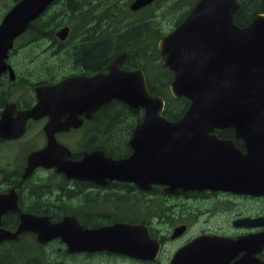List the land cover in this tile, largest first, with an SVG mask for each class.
<instances>
[{
	"label": "water",
	"instance_id": "1",
	"mask_svg": "<svg viewBox=\"0 0 264 264\" xmlns=\"http://www.w3.org/2000/svg\"><path fill=\"white\" fill-rule=\"evenodd\" d=\"M55 1L21 0L5 15L0 24V74L9 70L10 79L15 80V71L7 64L15 39ZM154 1L135 0L130 9L138 11ZM241 6V0H199L186 19L159 41L164 65L175 73L170 84L173 96L190 100V107L178 121L164 117L165 101L149 92L142 70L122 69L126 53L113 60L107 73L69 77L55 85L37 87V103L30 109L17 111L16 104H7L0 117L1 139L18 140L25 135L29 120L48 118L44 126L47 143L28 155L22 178L42 167L55 169L69 180H117L142 189L164 185L169 194L222 190L264 195V14L240 27L234 17ZM68 34L69 27H64L57 36L65 40ZM114 100L144 110L130 142L133 153L114 159L98 150L85 152L80 160L71 159V150L56 135L80 128L84 121L81 115L90 119ZM227 128H233L235 135L249 144L256 143L248 146L243 161L228 141L211 133ZM249 158L255 160L246 162ZM240 174L252 176L236 178ZM253 176L258 183L253 182ZM8 212L20 214L15 231L3 227L2 219ZM239 223L255 225L248 219ZM25 233L35 234L40 244L61 239L69 254L108 251L155 260L160 251L159 243L139 225L84 229L75 217L53 222L50 216L22 212L13 187L0 193V243L17 240ZM232 243L219 236H201L179 251L170 264H224L217 255L225 251H216V247ZM239 244L247 250L240 264H260L255 254L264 245V232Z\"/></svg>",
	"mask_w": 264,
	"mask_h": 264
},
{
	"label": "trees",
	"instance_id": "2",
	"mask_svg": "<svg viewBox=\"0 0 264 264\" xmlns=\"http://www.w3.org/2000/svg\"><path fill=\"white\" fill-rule=\"evenodd\" d=\"M20 0H15L17 3ZM123 1V2H121ZM134 0H57L40 18L30 24L26 33L18 39L12 56L20 47L27 51L26 71L18 72L15 82L0 77V113L11 102L13 87L24 91L30 100L17 98L21 108H29L33 102V91L38 85H49L65 78L72 72L73 62L92 68L95 72H107L111 62L120 54L127 53L123 68L141 69L147 77L151 94L161 96L166 102L164 116L179 120L190 105L186 98H174L170 92V83L174 73L164 67L158 50V42L164 36L162 21L179 14L175 25L182 22L195 6L197 0H156L137 13L130 11ZM242 7L235 15L239 26H247L258 14L264 13V0H242ZM64 26L71 29L69 38L62 42L56 34ZM23 41H25L23 43ZM20 42V43H19ZM41 47L48 60L37 57V48ZM37 51V52H36ZM39 53V52H38ZM56 63V64H55ZM8 84V86H7ZM13 95V96H12ZM100 122L89 125L85 131L88 136L100 138V147L107 153L119 156V138L110 136H131L135 125L142 120L143 111L128 107L123 102L112 101L100 109ZM220 136H234L232 129L217 131ZM6 141L0 138V146ZM35 149V148H34ZM30 153L33 148L28 147ZM77 154H74L76 156ZM23 168L3 171L0 193L16 186L19 192V206L22 211L50 215L53 220L60 219L56 212L49 211L52 200L49 180L63 177L52 173L57 178L41 179L32 176L22 179ZM19 213L10 212L3 217V226L15 230L19 225ZM63 255H69L60 241H55ZM54 243V242H52ZM51 244V243H50ZM49 245V244H48ZM37 242L34 234H23L15 241L0 243V264H40L45 257V248ZM117 259L110 254L86 255ZM69 257H78L70 255Z\"/></svg>",
	"mask_w": 264,
	"mask_h": 264
},
{
	"label": "flooded vegetation",
	"instance_id": "3",
	"mask_svg": "<svg viewBox=\"0 0 264 264\" xmlns=\"http://www.w3.org/2000/svg\"><path fill=\"white\" fill-rule=\"evenodd\" d=\"M11 60L12 57L8 59V64L17 73L16 64L14 65ZM71 66L72 72L68 77L94 76L99 73L76 61ZM9 73V71L4 72L0 77L4 76L9 80ZM35 103L36 96H34L30 107ZM17 110L22 109L17 107ZM99 113L100 109L93 113L91 119H86L85 115H81L84 122L80 129L84 130L82 135L85 138L81 151L76 153V156L73 154V159L83 158L85 152L105 151L100 147V138L88 136L90 133L85 131L89 125L100 122ZM47 120V117L40 121L30 120L27 130L29 131L32 124L41 122L45 124ZM125 137L126 142L123 146L125 152L116 157L109 153L106 155L114 158L130 157L133 153L130 144L133 136ZM216 137L218 140L228 141L235 152L238 150L240 153L238 157L243 158L241 161L244 160L243 155L247 154L248 146L256 145L255 142L249 144L242 136ZM113 144L121 146L118 142ZM254 160L249 158L245 161L252 162ZM241 167H236L238 168L236 170ZM241 176H244L245 179L252 175L240 174L236 178H241ZM253 178L255 179L253 182L258 183L254 176ZM234 184L232 183V185ZM234 186L240 187L237 184ZM49 187L51 190L49 199L52 200L49 211L58 213L61 215V219L67 216L75 217L84 229H99L117 224L145 227L151 238L159 243L160 252L155 260L132 259L140 264H170L179 251L195 239L205 235L219 236L233 241V245L217 246L216 251H225V254H218L217 257H222L224 264H240L247 252L245 245L239 244L240 241L264 232V195L257 196L222 190H179L174 194H169L164 185L155 184L151 189H142L135 183L117 180L101 183L92 180L65 179L54 182ZM243 219H258L257 225H241L239 222ZM166 252H171V254L166 255ZM255 257L261 262L264 261V245L255 254Z\"/></svg>",
	"mask_w": 264,
	"mask_h": 264
},
{
	"label": "rangeland",
	"instance_id": "4",
	"mask_svg": "<svg viewBox=\"0 0 264 264\" xmlns=\"http://www.w3.org/2000/svg\"><path fill=\"white\" fill-rule=\"evenodd\" d=\"M127 1V0H126ZM123 2V1H121ZM14 3V0H0V22L2 18L4 17L5 13L9 10V8ZM179 18V14L170 16L167 20L162 21V28L164 31V35L168 34L173 27L175 26V20ZM25 41H23L24 43ZM37 57L41 60H48L47 55L45 54L44 50L42 51V48H37ZM27 51L24 50V47H20L18 52H16L12 56L11 62L15 65L17 68V73L20 71H26V67L30 65L27 62ZM56 64V63H55ZM8 81V80H7ZM8 86V84H7ZM17 88H21L20 86H15L12 88V94L14 97L11 99L12 101L17 100V98L24 97L26 101L30 100L29 95L24 94V91H18ZM34 94V92H33ZM12 95V96H13ZM44 123H37L32 124L27 134L18 141H7L3 143L0 146V181L3 177V171H12L17 168H23L27 161L28 156V147L30 148H40L45 145V136L42 133ZM84 130H77L70 133H65L63 136L60 135L58 137L59 141H61L63 144H65L67 147H69L73 152L78 153L81 151V147L83 145L84 136L82 135ZM119 142L121 146H118L119 149H117L118 155H121L122 152H125V148L123 147L126 140H124L125 136H119ZM117 146V145H116ZM54 173L50 170H40L35 174L36 178H41L43 180L45 179H51V178H57L52 175ZM62 181V179H54L49 180V184H52L54 182ZM2 185L6 186L4 183H0V188ZM212 224H214V221H212ZM59 245L61 244L54 242L49 244L45 248V257L48 259H44L40 262V264H140L137 261H133L129 258H121V259H113V260H107L104 257L101 256H95L92 258L87 257L86 255H78V257H69L70 255H63L62 249L60 250ZM62 247H64L62 245ZM171 252H166V255H170Z\"/></svg>",
	"mask_w": 264,
	"mask_h": 264
}]
</instances>
